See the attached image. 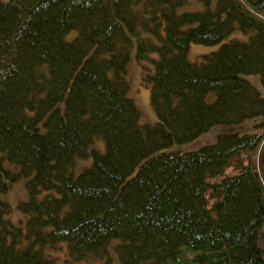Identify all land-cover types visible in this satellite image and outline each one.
<instances>
[{
	"label": "trees",
	"instance_id": "16d2710c",
	"mask_svg": "<svg viewBox=\"0 0 264 264\" xmlns=\"http://www.w3.org/2000/svg\"><path fill=\"white\" fill-rule=\"evenodd\" d=\"M198 1L0 0V264H264V132L162 151L264 116L244 78L264 86V0ZM134 49L158 54L153 124L129 96ZM20 180L25 226L3 198Z\"/></svg>",
	"mask_w": 264,
	"mask_h": 264
},
{
	"label": "rangeland",
	"instance_id": "374dc122",
	"mask_svg": "<svg viewBox=\"0 0 264 264\" xmlns=\"http://www.w3.org/2000/svg\"><path fill=\"white\" fill-rule=\"evenodd\" d=\"M203 8L204 6L198 0H188L187 4L179 8V11L180 12L192 11ZM235 37L241 39L246 38L242 32L237 31L229 35L221 43L215 45L191 43L188 53L189 59L192 61H196L199 58H201L203 55L209 54L211 52H215L221 47L222 43H225ZM135 57H136V52L134 49L131 54V60L128 71V79L130 83L129 96L134 100V102L137 104V106L141 111L140 122L142 124H153L157 121V115L151 102V89L143 85L142 78L144 72H148V73L154 72V65H155L154 60L158 58V54L156 52L150 53L148 55V58L143 59L142 61L138 60V64L136 63ZM144 67H145V71H144ZM244 78L250 81L264 96V86L261 83L260 75L248 74V75H244ZM263 121H264V116H261L255 119L246 120L243 124L240 125H231V126L217 125L213 127L210 131L202 134L200 137H198L197 139L191 142L182 143V144L176 143L173 144L172 146H169L168 148H165L162 151L188 152V151L198 150L208 144H212L216 142L218 136L222 134L233 133V134L243 135L246 133H262L264 132V124H262ZM98 144L100 146H103L104 143L103 141H98ZM259 153H261V155ZM259 153L257 159L259 158L263 165L262 178L264 181V147ZM91 162L92 160L89 159L83 162L82 164L78 165L77 168L75 169L76 173H79L85 167L90 166ZM235 172H236L235 169L229 167L226 169L224 176L234 174ZM3 198L11 206V211L7 215V218L16 225L25 226L27 222V215L18 209L19 203L22 201H26L28 199V194L24 181L20 180L14 183L13 186L5 194H3ZM259 243L262 249L264 250V227L260 232ZM63 256H65L64 251L60 255V259L58 261H60L61 258H63ZM78 264H102V262L84 261Z\"/></svg>",
	"mask_w": 264,
	"mask_h": 264
}]
</instances>
